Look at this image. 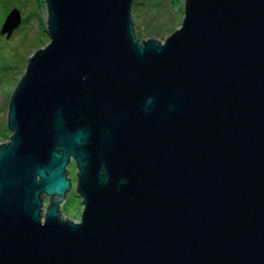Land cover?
Returning <instances> with one entry per match:
<instances>
[{
	"label": "water",
	"instance_id": "1",
	"mask_svg": "<svg viewBox=\"0 0 264 264\" xmlns=\"http://www.w3.org/2000/svg\"><path fill=\"white\" fill-rule=\"evenodd\" d=\"M44 3L0 143V264H264V0H183L163 41L133 0Z\"/></svg>",
	"mask_w": 264,
	"mask_h": 264
},
{
	"label": "rangeland",
	"instance_id": "2",
	"mask_svg": "<svg viewBox=\"0 0 264 264\" xmlns=\"http://www.w3.org/2000/svg\"><path fill=\"white\" fill-rule=\"evenodd\" d=\"M132 17L137 36L163 41L180 26L183 0H136ZM14 7L21 13V22L9 37L0 34V143L7 141L8 103L10 95L23 74L29 55L49 41L46 28L47 9L44 0H0V30L6 15ZM8 137V136H7ZM72 188L61 203L64 218L78 220L82 198L75 188L76 166H67Z\"/></svg>",
	"mask_w": 264,
	"mask_h": 264
},
{
	"label": "trees",
	"instance_id": "3",
	"mask_svg": "<svg viewBox=\"0 0 264 264\" xmlns=\"http://www.w3.org/2000/svg\"><path fill=\"white\" fill-rule=\"evenodd\" d=\"M137 3H136V0H133V4H132V10L136 7ZM1 21V20H0ZM139 38V37H138ZM18 82V81H17ZM9 135H6L5 138L8 139Z\"/></svg>",
	"mask_w": 264,
	"mask_h": 264
}]
</instances>
